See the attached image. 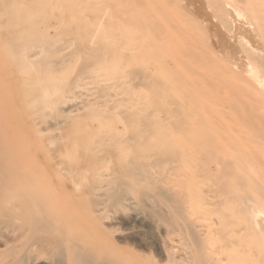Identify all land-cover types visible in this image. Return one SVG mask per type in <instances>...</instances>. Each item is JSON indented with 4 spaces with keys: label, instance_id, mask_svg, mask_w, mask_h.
<instances>
[{
    "label": "rangeland",
    "instance_id": "rangeland-1",
    "mask_svg": "<svg viewBox=\"0 0 264 264\" xmlns=\"http://www.w3.org/2000/svg\"><path fill=\"white\" fill-rule=\"evenodd\" d=\"M5 1L6 0H2V3L0 2V11L2 12L4 9L5 12V10L8 9L9 15L12 14V17L9 18L13 19L12 21L14 22L11 23L12 25L14 24V26L10 24L11 20H6V18H8L7 14L4 16L2 15L3 19L6 20L5 22V20L2 19V13L0 12V24H2V22L5 24L9 22L11 25V30L7 25L4 26L5 24L3 27L0 26V32L4 31V34L2 32L0 34L5 36H3L2 39L0 37V159L5 160L6 162L21 160L25 163H30L32 166H30V172L27 171L28 176L34 177L38 180L41 179V182L37 184L39 185L37 188L44 187V189L48 192V197L52 196L53 198L61 199L58 206L62 211H71L74 208L78 210L81 208H88L90 204L88 198L83 194L82 190H77L74 188L75 185L72 184L73 181H70V177H66L67 180H65V177L61 178V172L58 173V171H60L59 167L56 165L55 171V166L51 165V163L53 164V162H55L57 159H64L74 163L78 160L81 161L83 158L80 156L82 154L78 155L81 152L78 148H82L84 145H80V147L77 146L79 140L76 141V136H80L81 134L83 135L85 131V133L91 134V141L95 139L97 134H99L100 127L109 126L114 120L122 121V119H125L126 121L124 120V124L129 123L130 116L136 106L141 108L139 115L140 119L143 120L144 118L142 113L148 114L154 118V120L158 123V126L160 124V126L177 127L195 126L200 129H204V131L206 130V137L209 142L214 145L215 149L222 151L225 159H231L233 163L235 161L234 159L236 158L248 159V161L253 164L259 163L262 159L263 160L261 162H264V122H259L258 120L256 121V119L263 115L262 108H264V104L262 103V100H264V92L263 96L260 95V97H257L256 95H250L249 93L252 92V87L247 89L245 88L246 86L244 84L247 82L248 85H251V80L249 77L250 72L248 71H251L250 63H252L254 59V62H257L256 64H260L264 68V60L261 58H264V0H258L257 3L259 5H257L255 0V2L252 0H244L245 2L241 0V3L244 2V6L242 4L240 7L243 6L245 9L248 7V10H246L249 11V13L255 12L251 14L253 16H257L259 14L256 19L254 18L255 21H257V18L261 19V22L259 21V24H256V26H258L257 28L259 29L256 30L254 28L258 35L254 34L253 28L249 27V24H247L248 27L247 25L245 26L246 22H249L252 25V21H247L244 18L246 22H243V25L239 24V21L242 23L240 18L246 17L247 15H239L240 13L243 14L242 11H244V8L242 7L243 10H241L242 8L239 9L237 8L238 6H233L239 10L238 13L236 12V15V13L233 12L234 9H231L232 7L229 2L228 6L230 7L226 6L228 3L225 0H219L215 3L217 4L219 2L220 5L226 3L223 5L225 6L223 9L228 7L227 11L223 10L222 7L220 8L221 11H225L226 13H224L227 16L228 9H231L230 11L233 10L232 13L229 14H234L235 17L237 16L236 20L240 17L239 21L233 20L235 17L231 15L229 16L233 17V19H227L229 16L226 17L224 14H222L219 8H217V10L214 9L210 11L209 9L212 8L210 6L211 1L207 2L209 0H152L154 3L149 0H46L45 2L37 0L38 3L43 4V15H37L36 13V16L31 19L29 15L30 0H7L9 4L7 2L5 3ZM223 1H225V3H223ZM229 1L232 2V0ZM19 2L20 4L22 2V4H18ZM251 2L254 4L256 3L257 7ZM3 3L6 4V6L3 5L2 8ZM207 3L208 5H206ZM234 4L236 5L238 3L235 2ZM155 7L157 8V11ZM253 9L255 10L253 11ZM215 10L219 12V14L214 12ZM256 11H260L261 13ZM155 12L158 13L156 14ZM161 12H163V15ZM214 13L218 15L222 14L225 18L222 16L221 18L224 19H221ZM249 13L248 16H250V19H253ZM136 14L139 17L136 16ZM215 15L218 19H220L219 21H217L218 19L215 17ZM37 20L40 21L38 22ZM230 20L231 22L233 21L232 23H237L236 25L240 29H238L234 24L233 28L235 29H232V24L231 27L228 26L227 24L230 23H228ZM167 22L168 25H166ZM223 22L226 23L221 24ZM172 25H174V30L172 29ZM97 26L102 35L101 37H95L94 40H92V33L96 30ZM108 26H110V28ZM227 28H231L233 31ZM248 28L252 29L251 31H253V34ZM26 29L28 32L24 31ZM81 29L83 30L81 31ZM146 30H148V32ZM11 33L13 34L12 38L10 36ZM236 33H239L242 37L244 36V41L246 44L249 42L248 45L250 46L243 44L245 42H243L242 37V40H240V35ZM230 35L234 37H231ZM103 36L107 38V41ZM237 36L239 38H236ZM5 38L7 41H5ZM103 38L105 39L103 40ZM236 39L239 40H237V43ZM65 40H67L68 43H65ZM5 42L6 44L8 43L7 46L10 44L11 47L4 45ZM76 42L78 43L76 44ZM11 44H16L18 48H16L17 46ZM86 45H89V47ZM118 45L119 47L122 46L120 47L121 51L119 48H117ZM128 46L129 48L127 50ZM133 46L134 49H132ZM111 47H113V49ZM11 48L15 50L18 49L17 52L19 50L23 52L24 57L20 51L16 54V56H14ZM251 48L253 53L249 52ZM262 48L263 53H261ZM25 49L26 52H24ZM88 49H92L94 51L91 50L90 52ZM243 49H249L247 51L245 50V53H247L248 57L246 54L243 55ZM257 49L260 50L262 55ZM253 50L258 51H255L257 54L256 57L263 61H261L262 64L258 62L259 60H257L256 57H249V53L251 55H255ZM9 52H11L12 55ZM32 54L36 55V57L32 58L31 61L30 58H25L26 56H30ZM120 55H122V58H119ZM156 55L159 56L156 57ZM40 56L42 57L41 60L39 59ZM111 56L113 58H110ZM248 58H252L253 60ZM82 59H85L87 63H84L85 60L83 62ZM117 59L119 62L123 63L122 65L126 69H124L123 66L121 67ZM249 60L251 61L249 62ZM110 61L115 65L110 64ZM182 61L184 62L182 63ZM243 61L249 62H245V65L247 64V66L244 67ZM29 62L33 67L29 65ZM46 62L49 64H46ZM160 62H164L162 65L163 70L168 71L167 79H162L159 75L157 63ZM149 63H151V65ZM178 63L181 64L178 65ZM42 65L43 67H41V69L40 66ZM185 66L186 69L181 71L180 69L185 68ZM78 70L79 72L77 74L76 71ZM245 70H248V73H245ZM150 71L152 72L150 73ZM174 72H179L177 76L181 75L180 73H184V75H182V83L179 84L175 80V77L177 76H174ZM32 73H35V77H33V79V75L31 76ZM31 79L33 81H31ZM28 81L32 83L29 82V84ZM34 82L36 83L35 85H33ZM181 84L183 85L181 86ZM44 85L47 87V90L45 88L42 89ZM180 86L181 88H179ZM196 86L201 88V92ZM209 86L212 88H208ZM30 88L31 90L36 88L35 91L37 92L39 90L46 91L40 92L39 94H35L34 92L33 94L35 95L32 96L31 94L32 99L30 98L31 100L28 101L29 97L27 95L29 93L27 92ZM26 90L27 92H25ZM48 90L50 91V94ZM33 91L34 90H32V92ZM47 92L49 94L48 96H46ZM41 93H46L44 94L46 98H43V94L41 95ZM36 95L42 96L37 97L40 98V102H43L46 99V102L48 103L49 101H52V99L55 100L59 97L57 100L60 103L57 101H52L58 106V109L56 110L55 107L57 108V106L51 107L54 108L52 111L57 112L60 109L61 112L59 113L61 116H59H63V118H65L64 115H68L67 118L69 119L65 118L62 120L63 118H61L62 122H60V118H58L59 120L56 118V122H54L53 120H55V118L52 120L53 117H50L49 113V115L45 113L47 110L49 112L48 108L44 111L43 106H41V110H39L38 106L40 107L41 103L37 101V98L35 97ZM34 97L35 99H33ZM149 98L150 100L152 99V101H150ZM52 102L51 104H53ZM48 103L46 106H48ZM163 103L167 108L164 107L165 105H163ZM239 103H244L245 105L240 106ZM41 105L45 106L43 103ZM98 107L100 109H98ZM206 109H210L212 111V115L214 117L212 118V121H210L211 119H209ZM242 109L245 111H249L248 109L257 111L256 116L258 118L251 117V119L247 121L243 119V123L241 121V114L243 113V111H241ZM64 110L65 114H62ZM86 112L88 114H86ZM43 113L46 114V117ZM52 114L57 115L58 113ZM80 114H83L84 116ZM244 114H247V112ZM92 115H94V117ZM40 117L41 120L45 117L42 122ZM84 119L85 123L83 122ZM38 121L40 124H37ZM70 121L74 126L71 128V137H73V135L75 137H73V139L70 137V134H67L68 131L70 132V128H68L70 125L69 123V125L66 124V129L64 127V129H54L48 125L49 122L52 125L56 123V126H64L63 123ZM86 121L89 122V124H87ZM91 121L93 122L90 123ZM79 122H83L84 125L81 124V126L78 124ZM162 123H164V125ZM131 125L139 126L136 123H132ZM241 125H243L242 127L244 128H248L246 129L247 131H245ZM256 125L258 126L259 131H257L258 128H256ZM97 126L100 127L96 129L95 127ZM239 128L242 131H240ZM62 129L66 132L65 133L63 131L65 133L63 136H61L63 133ZM249 129H251V132ZM256 131L260 133L259 137L263 140L261 143L260 138L256 135L258 134ZM229 133L231 136H228ZM234 133L241 135V137L242 135L243 137L245 136L244 138H246V142L242 141L244 139H240L239 136H236ZM246 133H250L251 137L249 135L247 136ZM66 134L68 135L67 137ZM52 137H57L54 141V145H57V147L60 146L61 149L58 147L60 150L56 148L59 152L56 149H53L56 146L53 145V148L51 147V142L53 141L50 140ZM61 137H64L63 140H60ZM68 137L71 140H69ZM194 138H192L191 135L183 136L177 135V133H171L167 142L168 144H171L170 147H173L175 150H179L181 147H188L191 145V143L195 140ZM56 141L57 143H55ZM61 141L66 144L62 145ZM249 142L252 144H249ZM239 143L245 148L243 147L242 149V146H240V148L238 145ZM87 144L88 143H86V146ZM61 145L64 147L62 148ZM66 145H68V147H66ZM135 146H137V144L133 143V149L136 148ZM238 147L241 151L238 149ZM50 149H53V151L56 150L57 152L54 151L53 153V151ZM243 150L245 152L247 151L248 154H245ZM228 154H231L230 158ZM95 156L97 157L98 155ZM98 157L101 158L100 156ZM52 160L53 162H51ZM96 160H98L97 163H100V159ZM49 166H53V170ZM262 177H264V175ZM262 180L264 181V178L258 179L260 184H262ZM129 183L130 186L122 187L123 189L119 191V194L126 198V207L119 208V211L116 213L117 215H115V218L118 219H111L113 222L116 223L118 221L117 223L120 224H118L119 227L117 226L119 231L113 232L112 236L105 228L108 225H114L113 223H110V221L103 220L100 222V220L97 219L95 222L97 229L96 232L85 220L86 217H79L76 224L68 218L67 221H63L62 223L63 226L66 224L63 229L69 230L73 236L75 234L72 232H76V230L77 233L83 236L84 239L81 238L82 236L77 234L78 238L80 237L78 242L82 241L79 244L82 246L84 252L96 253V255L93 253V260L95 262L101 259L102 255L100 254L102 253L100 252L108 248L109 250L111 249L110 251L114 254H116L118 250L128 254V256L125 254L127 256L126 259L131 264H264V240H262L263 238L261 236L262 233L264 234V218L262 216H257L259 220L256 217L254 221L260 222L255 223L253 221L254 225L253 223L246 222L244 220L242 221L241 217L243 218L244 214L240 211H237V208L233 206V203L226 201L229 199L228 193L220 194V199L225 200L226 203L220 207L221 209L218 212H214L213 209L207 208L206 206L201 207L204 214L200 212L201 210L195 209L196 213H200V216H198L199 214L193 215V218L195 219L194 225L196 226V230H199L200 232L203 231L205 235L202 236V242L203 248H205L204 250H206V252H203L202 250L197 251L192 242H189V240H186L180 234V225L173 224L177 231L165 236L162 230L163 226H160L161 222L157 217L152 215L151 212L147 210L140 201V190L143 188L144 183H139L134 180H129ZM262 185L264 186V184ZM76 200L79 202L77 201L76 203ZM80 203L82 205H80ZM87 204L89 205L87 206ZM224 213L230 214L229 220L231 223L227 224V221L223 216ZM136 215L139 217H134ZM201 219H203V221ZM72 224H75V230L73 229L74 227ZM81 224L83 226H81ZM243 224L245 225L244 230ZM256 224L260 225L261 228L259 226L257 227ZM256 228L259 229V232L256 230ZM212 230L213 233L211 232ZM211 235L213 237H211ZM206 236L212 238V243L210 241L211 238L209 239ZM101 238L105 239L104 242H100ZM120 239H122V241H118ZM245 239L246 241H244ZM164 240H166L165 243ZM180 240L181 242L179 243ZM96 243L98 244L96 245ZM101 243L103 245H101ZM99 246H101V248ZM165 246L167 248H165ZM171 250L173 252H171ZM214 251H217L218 254L216 255ZM170 253L173 256L169 255ZM114 254L111 256L114 257ZM206 256L210 258V261H204ZM187 257H189V259ZM219 257H222L223 261L220 259V262ZM176 258L178 261H176ZM224 261L226 263H224Z\"/></svg>",
    "mask_w": 264,
    "mask_h": 264
},
{
    "label": "bare ground",
    "instance_id": "bare-ground-1",
    "mask_svg": "<svg viewBox=\"0 0 264 264\" xmlns=\"http://www.w3.org/2000/svg\"><path fill=\"white\" fill-rule=\"evenodd\" d=\"M40 1L45 2L46 0H40ZM149 1L152 2V0H149ZM217 1H219V0L207 1V2H210L211 4H215V5L210 4V6L212 8V9H209L210 6L208 7V9L210 11L214 10V9L217 10V8L220 9L221 7L223 9L225 7L223 5L226 4L225 3V1H226L227 3L228 2L230 3V5L232 7L231 9H234V11L233 10L232 11L234 13H236V12L238 13L239 10L237 8L241 9L244 6V2H245L243 0L244 2L241 3L242 1L240 0V4H239V0L238 1L232 0V2L234 1L233 3L229 0H225V1H223V3H225V4L220 5L219 2L217 4L215 3ZM252 1L253 2L256 1V3H257L258 0H255V1L252 0ZM6 2H7V0L5 1V3ZM151 2H149V3H151ZM235 2H237L238 4L235 5L234 4ZM253 2H251V3H253ZM260 2H262V1H260ZM1 3H0V5H1ZM127 3H128V1H127ZM152 3H154V2H152ZM229 3L226 4V6H228ZM256 3L255 4L253 3V4L257 7V5H259V4L257 3V5H256ZM18 4H20V2ZM21 4H22V2H21ZM242 4H243V6L240 7ZM3 5L6 6V4L3 3L2 8H3ZM206 5H208V3ZM152 6H153V4H152ZM233 6H235V7L238 6V7L235 8ZM156 7H155V9L157 11ZM228 7H230V6H228ZM2 8H1V10H2ZM20 8H21V6H20ZM227 8H225L223 10L227 11ZM243 8H244V11H242L243 14L240 13L239 15L240 16L241 15L245 16L246 14L247 15H246V17H243V18L239 17L242 20V23H241V21H239V18L236 20L237 16L235 17L234 14L233 15L229 14V13H232V11H230L231 9H228V13H227L228 15L227 16L231 15V16L235 17V19H233V17H231V16H229L227 19L232 18L233 20L239 21L240 22L239 24H242V25H243V22L244 23L246 22V20L252 21V25H251V23L246 22L245 26L247 24H249V27L253 28L254 34L258 35L256 33L255 29L256 30L259 29V28H257L258 26H256V24H259V21L261 22V19L257 18V21H255L254 18L256 19V17H258V15H259L258 13H261V12L256 11V12H258L257 13L258 15L253 16L251 14H253L255 12L249 13V11H247L248 7L246 8L247 10L245 9V7H243ZM243 8L241 10H243ZM252 8H254V7H252ZM43 9L44 8H43L42 3H38L37 0H30V14H29L30 19L34 18L36 16V13H37V15H40V14L43 15V11H42ZM155 9H154V11H155ZM251 9H250V12H251ZM216 10L214 12L219 14V12H217ZM254 10L255 9H253V11ZM6 11H8V9L5 10V12H4V9L2 10V12L0 11L2 13L1 17H2V15L4 16L5 14H7L8 18H6V20L7 21L11 20L10 24L12 25L11 22H14V21H12L13 19L9 18V17H12L11 16L12 14L9 15V11L8 12H6ZM3 12H4V14H3ZM220 12H222V14H224L226 16V14H225L226 12L224 13L223 11H221V9H220ZM155 13L157 14L158 12H155ZM216 13H214V14H216ZM237 13H236V15H237ZM248 13L251 15V17H253V19L251 18L252 20L250 19V16H248ZM161 14L163 15V12H161ZM161 14H160V16H161ZM218 14H216V15L219 18H221L222 16L224 17V15H222V14L218 15ZM216 15H215V17H216ZM16 16H17V14H16ZM136 16H138V15L136 14ZM224 18H221V19H224ZM2 19H3V17H2ZM227 19H226V21H227ZM3 20H5V19H3ZM6 20H5V22H6ZM138 20H139V18H138ZM219 20L220 19H218L217 21H219ZM236 21H234V22H236ZM17 22H19V21H17ZM22 22H23V20H22ZM232 22H231V20L228 21V23L230 25L229 24H227V25L231 27L233 24L234 25L237 24V23L235 24ZM7 23L9 24V22H7ZM7 23L5 24L2 22V24H0V26L3 27V25L5 24L4 26L7 25L8 28L10 27V30H11V25L10 24L8 25ZM224 23H226V22H223L221 24H224ZM253 24L255 25V27ZM17 25H19V24H17ZM166 25H168V22L166 23ZM234 25L232 26V29H235V28H233ZM12 26H14V24ZM108 27L110 28V26H108ZM173 27H174V25H172V29H173ZM247 27H248V25H247ZM237 28H238V26H237ZM251 28L250 29L248 28V29L251 31L252 30ZM225 29H226V27H225ZM227 29H231V28H227ZM238 29H240V28H238ZM82 30L83 29H81V31ZM231 30H230V32H231ZM8 31H9V29H8ZM24 31L28 32L27 29ZM110 31H111V29H110ZM127 31H128V29H127ZM146 31L148 32V30H146ZM221 31H223V30H221ZM253 31H251L252 34H253ZM29 33H30V31H29ZM13 34H14V32H13ZM13 34L11 33V35H10L11 38L13 37ZM228 34H230V33H228ZM236 34H239V33H236ZM101 35L102 34L100 33L98 26H97L96 30L92 33L91 39L94 40L95 37L99 38V37H101ZM3 36L4 35L0 34L1 39ZM103 37H105V36H103ZM231 37H234V36H231ZM239 37H240V40L243 39V42H245L244 36L242 37L240 35ZM239 37L237 36L236 38H239ZM241 37H242V39H241ZM14 38H15V36H14ZM105 38H103V40ZM8 39H10V38H8ZM109 39H111V38H109ZM10 40H12V39H10ZM119 40H121V39H119ZM237 40L238 39H236V43L239 41V40L238 41ZM5 41H7V39ZM106 41H107V38H106ZM140 41H142V40H140ZM144 41H146V40H144ZM65 43H68V41L65 40ZM77 43L78 42H76V44ZM260 43H262V42H260ZM2 44H3V42H2ZM243 44H246V42ZM248 44H249V42H248ZM248 44H246V45L250 46ZM4 45L7 46L8 43L6 44V42H5ZM11 45L17 46L16 44H11ZM142 45H143V43H142ZM9 46H10V44H9ZM9 46H7V47H9ZM22 47H24V46H22ZM34 47H36V46H34ZM82 47H84V46H82ZM87 47H89V45ZM114 47H115V45H114ZM120 47H122V46H120ZM120 47L118 45L117 48L120 49ZM244 47H246V46H244ZM16 48H18V46ZM111 48L113 49V47H111ZM117 48H115V49H117ZM128 48H129V46L127 47V50H128ZM130 48H132V47H130ZM248 48H250V47H248ZM85 49L87 50L86 47H85ZM119 49H118V51H119ZM132 49H134V46ZM14 50L15 49H12L14 56H16V54L20 50L18 52H17L18 49L15 51ZM88 50L91 52L92 49L91 50L88 49ZM127 50H126V52H127ZM245 50L244 49L242 50V51H244L243 55L246 54V56H247V53H245V52L249 49H247L246 51ZM257 50H253V51L254 52L259 51V53H260V50H258V51ZM261 50H262L261 53H263V48ZM92 51H94V50H92ZM111 51H115V50H111ZM120 51H121V49H120ZM217 51H219V50H217ZM24 52H26V49L24 50ZM116 52H117V50H116ZM249 52L253 53L252 48L250 49ZM256 52H255V55H251L249 53V57L255 58L257 55ZM9 53L12 55L11 52H9ZM21 53H22V56L24 57V55H23L24 53L23 52H21ZM241 54H242V52H241ZM260 54H258V55H260ZM112 56L110 58H113ZM121 56L122 55H120L119 58H122ZM158 56L159 55H156V57H158ZM246 56H243V57H246ZM35 57H36V55L32 54L30 56H26L25 58H27V59L30 58V61H31V59L35 58ZM41 58L42 57L40 56L39 59L41 60ZM117 58H118V56H117ZM252 58H248V59L253 60ZM261 58L264 60L263 57H261ZM17 59H15V60H17ZM256 59L259 60V58H257V57H256ZM22 60H24V59H22ZM84 60L85 59H82L83 62H84ZM251 60H249V62ZM57 61H59V60H57ZM111 61H112V59H111ZM117 61H118V59H117ZM226 61L229 62L228 60H226ZM254 61H255V59L252 61V63H250L251 71H248L250 69L247 70L248 72H250L249 77H250V80H251L250 82H251L252 86L248 85L247 82L244 84L246 86L245 88H247V89L252 87V92L249 93L250 95H256L257 97H260V95L263 96V92H264V68L260 64L259 65L256 64L257 62H254ZM261 61L262 60L260 59L258 62L261 63ZM8 62H9V60H8ZM24 62H28V61H24ZM112 62L110 64L115 65ZM161 62L157 63L158 68H159L158 69L159 75L161 76L162 79H167L168 71L163 70V67H162V65L165 61L163 63H161ZM183 62L184 61H182V63ZM245 62L246 61H243L244 67L247 66V64L245 65ZM249 62H246V63H249ZM84 63H87L86 60ZM11 64H12V62H11ZM46 64H49V63L46 62ZM119 64L121 65V67L123 66L122 62H119ZM124 64H125V62H124ZM149 64L151 65V63H149ZM180 64L178 63V65H180ZM16 65H17V62H16ZM29 65H30V62H29ZM129 65H131V64H129ZM106 66H107V64H106ZM31 67H33V66H31ZM41 67H43V65L40 66V68ZM81 67H82V65H81ZM84 67H86V66H84ZM127 67H128V65H127ZM123 68H124V66H123ZM247 68H249V67H247ZM124 69H126V68H124ZM185 69H186V66H185V68H182L180 70L183 71ZM244 69H246V68H244ZM117 71H118V69H117ZM247 71L245 73H248ZM78 72H79V70L76 71L77 74H78ZM151 72L152 71H150V73ZM118 73H120V72H118ZM174 73H175L174 76H177L179 74V72L178 73L174 72ZM245 73H243V74H245ZM180 74L181 75H179V76L181 78L179 76L175 77V80L179 84L183 82V80H182L183 76L182 75H184V73H180ZM34 75H35V73L31 74L32 79H33V77H35ZM172 75H173V73H172ZM28 76H30V75H28ZM32 79H31V81H33ZM241 79H242V77H241ZM29 82L30 81H28V83ZM244 82H245V80H244ZM30 83H32V82H30ZM35 84L36 83L34 82L33 85H35ZM139 84H142V83H139ZM136 85H137V83H136ZM182 85L183 84H181V86ZM130 86H131V84H130ZM176 86H177V84H176ZM181 86L179 88H181ZM205 86H207V85H205ZM210 87L211 86H209L208 88H210ZM43 88H45L47 90V87L45 85H44V87H42V89ZM197 88H199V86ZM35 89L34 88L32 89V90H34L33 92L31 90V88L28 89L29 90L28 92H27V90L25 91V92L29 93L27 95L29 97L28 101L31 100L32 96H34L35 94H37V93L39 94L40 92L46 91V90H42V91L39 90L37 92V91H35ZM199 89L201 92V88H199ZM250 91H251V89H250ZM34 92H35V94H33ZM48 92L50 94L49 90H48ZM48 92H47L46 96L49 95ZM126 92H128V91H126ZM226 93H228V92H226ZM31 94H32V96H31ZM42 94L43 93H41V95ZM44 94H46V93H44ZM44 94H43V98H46V96ZM116 95H117V93H116ZM35 97L37 98V97H42V96L36 95ZM35 97L33 99H35ZM117 97H118V95H117ZM39 99L40 98H37L38 102H40ZM57 99H55V100L52 99V101H57L58 103H60ZM149 100H150V98H149ZM44 101L40 102V103L45 104V106L40 104V107L38 106L39 110H41L40 109L41 106H43L44 111H45V109L47 110V108H48L49 112L47 110V111H45V113L47 115L50 114V117H53L52 120L55 118V120H53L54 122H56V118H57V120H59L58 118H60V120H61V118H63V116L60 117L61 115L59 112H61V110L59 109V111L53 112L52 110L54 108H51V107L57 106V104H54L55 102L53 103L52 101H49V103H50L49 104L48 102H46V99ZM150 101H152V99ZM51 102L54 105L51 104ZM47 103H48V106H46ZM262 103L264 104V100H262ZM49 105H50V108H49ZM163 105H165V104L163 103ZM239 105L242 106L245 104L239 103ZM164 107H166V105ZM255 107H257V106H255ZM121 108H122V106H121ZM56 109H58V106H57V108L55 107V110ZM98 109H100V108L98 107ZM262 109H263V115L260 118H258L256 116L257 111H253L252 109H248L249 111H245L242 109L241 111H243V113L241 114L242 115L241 121L243 122L244 120L245 121L250 120L251 117H257L258 119H256V121L258 120L259 122L260 121L264 122V108H262ZM140 111H141V108H138L137 106L134 108V110L130 116V122L129 123L124 124V122L126 120L121 118L122 121L114 120L113 123H111L109 126H102V127L97 126V127H95L96 129H98L100 127V130H99V134H97V136L95 137L94 140L90 141L91 134L85 133V131H84L85 134L83 133V135L81 134L80 136H76V141H78V140L80 141V142L78 141V143L76 142L77 146L80 147V145H84V146H82V148L80 147L81 149L78 148L79 151H81L80 153L78 152L79 153L78 155L82 154L80 156L83 158L81 161L78 160L77 162L74 163V162H69V161L64 160V159H62V160L57 159L55 161L56 163L53 162V160L51 161V162H53V164L50 162L51 165L55 166L54 167L55 171H56V169H55L56 165L59 167L60 171H58V170L57 171H58V173L61 172L60 173V175H62L61 178L70 177L69 178L70 181H73L72 184L75 185L74 188H76L77 190H82L83 194L89 200L90 206L88 208H81L80 207L81 208L80 210L74 208L73 210L70 209L71 211H62L60 209V207L58 206L61 199L60 198H53L52 196L48 197V195H47L48 192H47V190L44 189L43 186H42L43 188H39V187L37 188V186H39L37 184L41 182V179L38 180L34 177L28 176L27 171H29L30 166H32V165H30V163H25L24 161H21V160H16V161L13 160V161L6 162L5 160L0 159V264H131L126 259L128 254H126L125 252H121L119 250L118 251L116 250L117 252H116V254H114L113 252L110 251L111 249L109 250L108 248H106V249L102 250V252H100V253H102V254H100V255H102L101 259L98 260L97 262H95L93 260L94 259V257H93L94 252H92V253L84 252L82 246L79 244L82 241L78 242L80 237L78 238L77 234H79V233H77V230H76V232H72L75 234L73 236L69 232V230L63 229V227L66 224L64 226L62 224L63 221H67V218L76 224L79 217H83V218L86 217L85 220L91 225L90 227H92L93 230L96 232L97 229H96L95 222L97 219L100 220V222L103 220L104 221H110V223H113L114 225H108L105 228H106V230L109 231V234H111V236H112L113 232L119 231V229L117 228L119 223H117L118 221L115 223L111 219H114V220L118 219V218H115V215H117L116 214L117 211H119V208H125L126 207V204H125L126 198L121 196L119 194V191L121 189H123L122 187L130 186L129 180H134V181H137L139 183H141V182L144 183L143 188L140 190V201L142 202L143 206L147 210H149L152 215L157 217L158 220L161 222L160 226H163L162 230H163V233L165 234V236H168L169 234L177 231L175 229V227L173 226V224L174 225L175 224L180 225L181 226V228L179 229L180 234L186 240H189V242L191 241L193 246L196 248L197 251L202 250L203 252H206V250H204L205 248H203V242H202V236L204 235V232L203 231L200 232L199 230H196V226L194 225L195 219L193 218V215L199 214L198 216H200V213L198 211H197L198 213H196L195 209L201 210L200 212L203 213L201 207L206 206L207 208L213 209L214 212H218L221 209L220 207L223 206L226 203V201L227 202L229 201L230 203L234 204L233 206L235 208H237V211H240L244 214V216H243L244 219L241 217L242 221L244 220L246 222L253 223V221L256 219L257 216H262L264 218V186L262 185V184H264V181L262 180V184H260L258 181V179L264 178V177H262L264 175L263 174L264 173V162H261L263 159L259 163L253 164V163L249 162L248 159L236 158V159H234L235 161L233 163V161L231 159H225L222 151L215 149L214 145L209 142V140L206 137L207 136L206 130L204 131V129H200V128L195 127V126H180V127H177V126H160L161 124L158 126V123L154 120V118H152V116H150L148 114L142 113V116H144V118H143V120L140 119L139 118ZM64 112H65V110L62 112V114ZM245 112H247V114H244ZM52 113H55V114L58 113L57 115L58 116L60 115V116L58 117L57 115H54ZM199 113H201V112H199ZM234 113H236V112H234ZM46 114H44L45 117H46ZM51 114L54 116H52ZM86 114H88V113L86 112ZM207 114H208L209 119H211L210 121H212V118H214V117H213V115H212L213 113L210 109L207 110ZM44 115H42V116H44ZM80 115L84 116L85 113H84V115L83 114H80ZM219 115H221V114H219ZM92 116L94 117V115H92ZM64 117L67 118L68 115H66V116L64 115ZM78 117H80V116H78ZM44 118H42V120H41V117H40L41 122L43 121ZM65 118H63L62 120H64ZM87 118H86V120L88 121ZM36 119H38V118H36ZM67 119H69V118H67ZM62 120L60 122H62ZM84 121H85V119L83 120V122ZM87 121H86V123L89 124V122H87ZM236 121H237V119H236ZM253 121H254V119H253ZM83 122H79L78 124L84 125ZM92 122L93 121H91L90 123H92ZM162 122H164V121H162ZM170 122H171V119H170ZM68 123L70 125H72L71 121L67 122V123H63L64 126H56V123L54 124L55 125L54 126V125L50 124L49 122H48V125H50L49 127H53L54 129H60L63 127L66 129L67 127H65V126ZM97 123H98V121H97ZM132 123H136L139 126H132L131 125ZM37 124H40L39 121ZM93 124H95V123H93ZM162 124L164 125V123H162ZM230 124H232V123H230ZM70 125L68 127V128H70V132L67 129V131H68L67 134L68 135L70 134V137H71V133H72L71 128L74 126L73 125L70 126ZM149 125H151V126H149ZM216 125H218V124H216ZM242 126L243 125H241V127ZM75 127H77V126H75ZM40 128H42V127H40ZM81 128H79V129H81ZM242 128H244V127H242ZM256 128H258V126ZM63 129H62V132L64 131ZM212 129H213V127H212ZM246 129H248V128H244L245 131H247ZM91 130H93V129H91ZM240 131H242V130L240 129ZM249 131L251 132V129H249ZM257 131H259V128ZM257 131H256V133H258ZM64 132L62 133L61 136H63V134L65 135L66 132L65 133ZM171 133L172 134L177 133V135H183V136L191 135L192 138H194V137H196V138H194L195 140L188 147H181L179 150H175L173 147H170L171 144L170 143L168 144V142H167L169 135ZM242 133L245 134L244 132H242ZM67 134H66V137L68 136ZM234 134L236 136H239L240 139L243 138L244 140H242V141L246 140V138H244L245 136L243 137V135H242V137H241V135H237V133H234ZM246 134H247V136L248 135L250 136V133H246ZM256 135H257V137H259L260 133H258ZM262 135H263V133H262ZM228 136H231L230 133ZM73 137H74V135H73ZM73 137H71V138L73 139ZM56 138L57 137L51 138L50 141H53V142H51V147L54 145V141L56 140ZM59 138H60V136H59ZM63 138L61 137L60 140H63ZM263 138H264V136H263ZM230 139L232 140L231 137H230ZM69 140H71V139L69 138ZM250 140H248V141H250ZM261 141H263L262 138H260V143H261ZM55 143H57V141ZM58 143H60V142H58ZM61 143H62V145L66 144L62 141H61ZM69 143H70V141H69ZM86 143H88L89 146H88V144L86 146ZM133 143L137 144V146H135L136 147L135 149H133ZM250 143L251 142H249V144ZM182 144H183V142H182ZM238 145H239V147L242 146V144H240V143ZM263 145H264V143H263ZM19 146H20V144H19ZM54 146H56V147H54V148L52 147L53 149H56L58 147L60 148V146H58V147H57V145H54ZM63 147L64 146H62V148ZM66 147H68V145H66ZM239 147H238V149H239ZM243 147L244 146H242V149H243ZM53 149H50V150L53 151ZM56 150H54V151H56ZM54 151H53V153H54ZM60 153H62V152H60ZM245 154H248L247 151L245 152ZM92 155H93V157H92ZM95 155H98L101 158H99L98 156L96 157ZM228 155L230 158L231 154H228ZM96 159H100V161H99L100 163H97L98 160H96ZM49 160H48V163H49ZM28 161H29V159H28ZM52 167H50V168H52ZM52 170H53V168H52ZM63 175H65V176H63ZM55 177H57V176H55ZM65 180H67V178ZM225 193L229 194V197H228L229 199L226 201L223 199H220V197H219L220 194H225ZM78 196H80V195H78ZM77 201L78 200H76L75 202L77 203ZM89 204H87V206ZM80 205H82V204L80 203ZM223 216L225 217L227 224L231 223V221L229 220L230 214L224 213ZM134 217L137 218L139 216L136 215ZM87 218L90 220H88ZM257 219L259 220L258 217H257ZM201 220L203 221V219H201ZM210 220H212V219H210ZM258 222H260V221H258ZM258 222H255V223H258ZM102 223H104V222H102ZM82 224H83V221H82ZM82 224H81V226H83ZM74 225L72 224L73 227H74ZM205 225H206V223H205ZM253 225H254V223H253ZM209 226H210V224H209ZM244 226L245 225L243 224V230H244ZM258 226L261 228L260 225H257V227ZM220 227H222V226H220ZM97 228H98V226H97ZM73 229L75 230V227ZM256 230H258V232H259L258 228H256ZM99 231H98V233H99ZM82 232H83V230H82ZM211 232L213 233V230ZM211 232H209V233H211ZM80 233H81V231H80ZM263 235L264 234L262 233V235H261L263 238L262 240H264ZM80 236H82V235H80ZM86 236H88V235H86ZM206 237L209 238L208 236H206ZM211 237H213V236L211 235ZM245 237H247V236H245ZM81 238H83V236ZM207 238H206V240L208 241ZM106 239H108V238H106ZM246 239L244 241H246ZM104 240H105L104 238L103 239L101 238L100 242H104ZM118 241H122V239H120ZM165 241L166 240H164V243H165ZM210 241L212 243V238L210 239ZM223 241H225V240H223ZM108 242H109V240H108ZM115 242H117V241H115ZM180 242H181V240L179 241V243ZM97 244L98 243H96V245ZM167 244H165V245H167ZM101 245H103V244L101 243ZM94 246H95V244H94ZM212 246H213V244H212ZM99 247L101 248V246H99ZM214 247H215V242H214ZM104 248H105V246H104ZM165 248H167V247L165 246ZM158 249H160V248H158ZM215 250H217V249H215ZM89 251H90V249H89ZM171 252H173V251L171 250ZM214 252L216 253V255L218 254L217 251H214ZM94 254L96 255V253H94ZM112 254H114V257L111 256ZM169 255L173 256L171 253ZM212 256H213V254H212ZM200 257H201V255H200ZM187 258L189 259V257H187ZM180 259H181V257H180ZM220 259L222 260V257L221 258L219 257V261L221 262ZM225 259H226V257H225ZM95 260H96V258H95ZM122 261H124V262H122ZM176 261H178L177 258H176ZM183 261H184V258H183ZM204 261L208 262V261H210V258L208 256H206ZM224 263H226V262L224 261ZM228 263H229V261H228ZM156 264H158V263H156Z\"/></svg>",
    "mask_w": 264,
    "mask_h": 264
}]
</instances>
